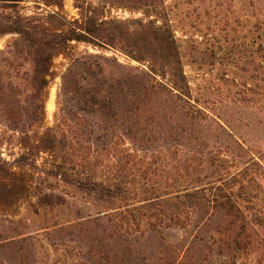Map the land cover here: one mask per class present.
<instances>
[{"label": "trees", "instance_id": "trees-1", "mask_svg": "<svg viewBox=\"0 0 264 264\" xmlns=\"http://www.w3.org/2000/svg\"><path fill=\"white\" fill-rule=\"evenodd\" d=\"M24 1L0 0V36H11L0 50V205L41 194V206L66 205L73 215L41 234L6 235L0 221V256L35 264L46 253L42 237L57 234L68 249L63 264L264 259L263 215L249 200L264 194V150L193 96L168 24L147 15L131 27L105 19L104 2L87 0H73L77 18L65 17L63 0H35L26 15ZM141 1L158 13L156 0ZM259 13L264 35V9ZM122 42L121 52L150 66L74 46ZM257 58L264 63V47ZM55 78V112L46 125ZM14 148L2 157V149Z\"/></svg>", "mask_w": 264, "mask_h": 264}, {"label": "rangeland", "instance_id": "rangeland-1", "mask_svg": "<svg viewBox=\"0 0 264 264\" xmlns=\"http://www.w3.org/2000/svg\"><path fill=\"white\" fill-rule=\"evenodd\" d=\"M34 1L20 3L22 14L32 13ZM87 1L94 6L104 2L105 19L128 21L131 27L135 20L146 22L147 15L156 21L157 26L166 22L174 35L193 96L216 116L232 124L233 130L241 134L254 150H264V141L259 139L264 133L256 134V131L247 129V125L258 131L264 128V122L255 124L264 121V63L260 64L257 58L258 50L264 47V35L258 29L262 22L259 11L264 9V1L258 4V0H156L159 4L156 15L147 11L141 0ZM63 13L67 19L78 17L73 0H63ZM10 38V35L0 36V50ZM121 44L107 49L92 48L82 43L74 46L77 51L87 49L91 53L115 57L124 65L150 66L148 61L140 64L121 52L118 47H123L125 43ZM141 50L149 53L151 48L146 46ZM62 62L60 57L54 60L56 71ZM58 83L59 79L55 78L49 86L45 103L46 125H51L53 121ZM254 134L258 137L252 136ZM10 151L17 150L2 149V157L8 159ZM40 195L21 194V199L0 205V221L6 228V235L40 233L42 227L62 222L67 216L71 218L73 212L67 213L71 210L69 206H41L37 202ZM75 195L63 194L66 198ZM249 200L257 205L264 222V194H254ZM59 237L53 234L49 241L42 237L46 253L41 254L35 264H63L70 260L68 249L58 245ZM2 254L0 264H12L6 256L7 252ZM238 264H264V259L259 260L257 255H252L239 260Z\"/></svg>", "mask_w": 264, "mask_h": 264}]
</instances>
